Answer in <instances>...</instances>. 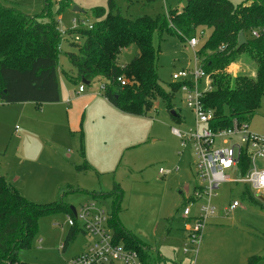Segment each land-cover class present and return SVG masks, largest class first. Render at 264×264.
Wrapping results in <instances>:
<instances>
[{
	"label": "rangeland",
	"instance_id": "374dc122",
	"mask_svg": "<svg viewBox=\"0 0 264 264\" xmlns=\"http://www.w3.org/2000/svg\"><path fill=\"white\" fill-rule=\"evenodd\" d=\"M58 1L61 0H49L45 5L44 0H0V4L12 6L26 16H36L40 21L53 18L60 30L69 28L74 18L91 21L93 9L107 6V0H71L70 7L59 12ZM127 1L117 0L122 14L159 12L143 7L142 0H129V4ZM185 1L166 0L171 7L167 11L185 5ZM229 1L248 5L252 0ZM164 3L161 0L157 9L164 8ZM74 7L83 12L73 13ZM210 32L208 28H196L194 36L199 42L195 50ZM187 39L166 31L153 34L156 73L164 88L173 84V72L194 65V54L186 44ZM73 51L74 47L67 41L61 42L57 67L60 102L40 106L0 103V120L8 110L15 113L3 125L0 122V162L16 178L14 188L33 204L62 201L77 209L82 204L94 203L111 213V199L95 195L109 193L113 183H117L122 192L117 219L127 231L146 243L156 257L160 258L158 252L161 253V262L156 264H250L253 256L260 257L253 264H264V201H257L251 189H248L250 197L241 198L245 189L242 185L224 183L215 192L217 196L212 203L216 209L205 221L198 246L192 245L185 234L182 208L201 182L192 171L191 144L181 148L180 140L171 132L172 128L186 131L193 125L183 94L178 91L171 101V111L178 114L180 122L172 118L160 100L154 102L146 116L123 115L103 101L99 81L85 85L66 79L65 75L73 72L66 53ZM132 57L130 49L123 50L117 61L126 64ZM252 70L251 64L241 56L225 72L234 76ZM79 85L84 86L82 92H78ZM86 94L94 95L97 100L83 114L82 101L73 100ZM69 108H73L72 113L77 117L75 130L67 116ZM79 123L80 129H77ZM248 130L264 134V98L249 120ZM83 161L90 170H77ZM160 169L165 171L162 176L158 173ZM226 174L233 176L231 172ZM232 200H237L240 207L226 212L224 208ZM205 201L189 203L191 217L198 215ZM67 219L66 212L41 216L29 248L20 251L17 258L29 264H64L83 252L90 239L80 231L61 250L70 230Z\"/></svg>",
	"mask_w": 264,
	"mask_h": 264
},
{
	"label": "trees",
	"instance_id": "16d2710c",
	"mask_svg": "<svg viewBox=\"0 0 264 264\" xmlns=\"http://www.w3.org/2000/svg\"><path fill=\"white\" fill-rule=\"evenodd\" d=\"M48 1L44 0L45 5ZM160 1L142 0V6L154 11ZM70 2L58 1V11L69 8ZM128 14V11L122 14L117 0H107L106 8L92 10L91 21H88L91 29H68L62 35L53 18L40 21L36 16L29 17L12 6L0 4V103L39 106L57 103L58 54L61 42L67 41L74 47L73 52L66 53L73 67V72L65 75L68 81L73 84L84 81L88 85L99 81L103 98L124 114L146 116L156 100L164 103L171 114V101L180 84L173 83L167 88L160 85L153 34L166 31L184 40L194 37L196 28L202 27L211 30L195 50L210 80V89L202 99L204 107L213 110L215 118L224 125L233 119L249 122L264 98V0H252L248 5H235L229 0H186L179 12L159 10L153 15ZM240 33L246 43L237 48ZM74 35L79 36V42L73 40ZM129 47L135 50L134 56L130 62L120 65L117 59ZM241 56L251 64L252 72L227 74L225 69ZM171 116L179 121L176 112ZM90 169L85 163L77 168L78 171ZM121 195L117 183H113L109 193L95 195L112 201L108 223L116 240L136 251L142 264L161 262L119 223L117 211ZM246 196L247 190L240 195L241 198ZM54 212L69 215V205L62 201L30 203L0 175V264L19 260L18 253L30 246L38 219ZM75 231L69 230L61 245L62 251L76 235ZM259 259L253 256L249 263Z\"/></svg>",
	"mask_w": 264,
	"mask_h": 264
},
{
	"label": "built area",
	"instance_id": "2783aa9c",
	"mask_svg": "<svg viewBox=\"0 0 264 264\" xmlns=\"http://www.w3.org/2000/svg\"><path fill=\"white\" fill-rule=\"evenodd\" d=\"M78 28L91 29V25L85 20L72 19L68 29ZM68 29L60 30L62 35ZM73 40L79 42V36L74 35ZM198 42L196 37L186 40L194 54L193 67L178 70L171 75L173 83L180 84L179 92L183 94L193 116L192 128L186 131L172 128L171 132L180 140L181 148L191 144L194 156L192 171L201 182L200 187L193 189V194L186 200L181 213L185 221V234L194 246L200 244L205 221L215 212L212 199L216 198L215 192L221 184L242 185L244 191H254L257 201H264V134L249 132L248 122L236 119L224 125L215 118L213 110L204 107L202 99L210 89V81L195 55ZM83 89L84 86L80 85L78 91L82 92ZM227 172H231L233 176L230 177ZM159 174L162 176L164 171L160 169ZM201 199L206 201L200 206L198 215L191 217L189 203ZM239 205L237 200H232L224 210L231 212ZM108 220L109 214L94 203L82 204L75 209L74 214L70 213L67 219L69 228L75 229L77 233L80 231L89 237L90 242L83 252L64 264H142L136 251L116 240ZM184 253L187 251L184 250ZM11 264L29 263L17 260Z\"/></svg>",
	"mask_w": 264,
	"mask_h": 264
},
{
	"label": "crops",
	"instance_id": "0c3cea01",
	"mask_svg": "<svg viewBox=\"0 0 264 264\" xmlns=\"http://www.w3.org/2000/svg\"><path fill=\"white\" fill-rule=\"evenodd\" d=\"M185 4V3H184ZM164 5V8L161 6V8L160 9H157L158 8V6H157V8H156V10H161V11H164V12H168L167 11V7H169V8H171L170 7V4L169 3H167L166 2V0H165V3L163 4ZM184 7V5L183 6H181V7H177L176 9H172V10H170V11H173V10H176V11H181V9ZM68 29V28H67ZM195 37V36H194ZM129 49H130V51L132 52V56H134V53H135V50L132 48V47H129V48H127V49H124L125 51L127 50V51H129ZM128 63V62H127ZM120 64V63H119ZM120 65H123V64H120ZM80 86V85H79ZM79 88V87H78ZM84 90V89H83ZM79 92V91H78ZM97 100V98L94 96V95H90V94H86V95H81V96H79V97H77V98H74V100L73 101H82V107H83V114H85V111H86V109H87V107L89 106V105H91L93 102H95ZM67 101H69V100H67ZM72 101V102H73ZM103 101L106 103V104H108L109 106H111V107H113L110 103H108L104 98H103ZM58 102H60V101H58ZM71 103V102H70ZM3 105H8V104H3ZM43 105H45V104H43ZM47 105H54V103L53 104H47ZM7 109V108H6ZM113 110H115V111H117V112H119V113H121V114H123V115H125L124 113H122V112H120V111H118L115 107H113L112 108ZM72 111H73V108L72 109H68V110H66V112H67V116H68V118H69V120H72V122H73V126H72V129H76V127H75V120L77 119V117H76V114L75 113H72ZM15 113H12L10 110H8L7 112H4L3 113V119H1L0 120V122L2 123V125L5 123V121H7V119H10L11 117H13V115H14ZM0 117H1V115H0ZM79 122H80V120H79ZM178 122H180V121H178ZM1 125V124H0ZM80 127V123L78 124V127H77V129ZM80 129V128H79ZM16 151H19V149L17 148L16 149ZM83 162H85V161H83ZM85 164H86V162H85ZM88 165V164H87ZM3 164H1V162H0V175L1 176H3L4 177V179L10 184V185H12L13 183H15V180H16V178H14L13 179V175H12V173L10 172V171H8L7 169H3ZM91 168V167H90ZM88 171V170H87ZM159 173V172H158ZM164 174H165V171H164ZM163 174V175H164ZM10 179V180H9ZM13 187H15L14 185H12ZM16 188V187H15ZM244 192V191H243ZM179 194H182L181 192H179ZM242 194V193H241ZM240 194V195H241ZM239 207H240V205H239ZM239 207H237V208H239ZM69 208H70V206H69ZM236 208V209H237ZM235 209V210H236ZM70 210V209H69ZM74 210H75V208H74ZM70 213H71V211H70ZM108 213V212H107ZM108 214H110V213H108ZM142 242V241H141ZM144 243V242H143ZM145 245H147L146 243H144ZM149 249H150V247H148ZM151 250V249H150ZM152 251V250H151ZM158 255L160 256V259L162 258V256H161V253H159L158 252Z\"/></svg>",
	"mask_w": 264,
	"mask_h": 264
},
{
	"label": "water",
	"instance_id": "95a60500",
	"mask_svg": "<svg viewBox=\"0 0 264 264\" xmlns=\"http://www.w3.org/2000/svg\"><path fill=\"white\" fill-rule=\"evenodd\" d=\"M72 12L73 13H82L83 11L80 8H78V7H74L72 9ZM245 43H246V40H245L243 34L240 33L239 36H238V45H237V48L242 47ZM82 83L85 84V85H88L87 82L82 81ZM171 114L174 115V112L171 111ZM69 209H70L71 213H73V214L75 213L74 207L70 206Z\"/></svg>",
	"mask_w": 264,
	"mask_h": 264
}]
</instances>
